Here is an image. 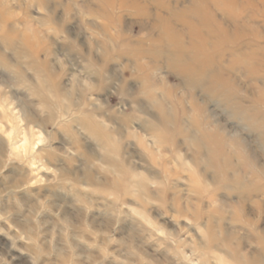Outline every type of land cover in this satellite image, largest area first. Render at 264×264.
Here are the masks:
<instances>
[{
  "label": "clouds",
  "instance_id": "9594fccd",
  "mask_svg": "<svg viewBox=\"0 0 264 264\" xmlns=\"http://www.w3.org/2000/svg\"><path fill=\"white\" fill-rule=\"evenodd\" d=\"M0 264H264V0H0Z\"/></svg>",
  "mask_w": 264,
  "mask_h": 264
}]
</instances>
